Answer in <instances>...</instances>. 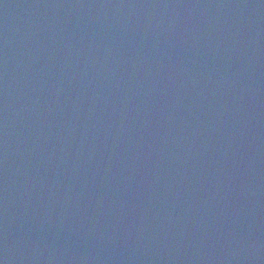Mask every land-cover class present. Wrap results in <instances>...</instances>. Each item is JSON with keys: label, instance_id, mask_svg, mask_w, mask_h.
Returning <instances> with one entry per match:
<instances>
[{"label": "water", "instance_id": "obj_1", "mask_svg": "<svg viewBox=\"0 0 264 264\" xmlns=\"http://www.w3.org/2000/svg\"><path fill=\"white\" fill-rule=\"evenodd\" d=\"M0 264H264V0H0Z\"/></svg>", "mask_w": 264, "mask_h": 264}]
</instances>
